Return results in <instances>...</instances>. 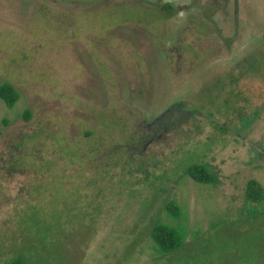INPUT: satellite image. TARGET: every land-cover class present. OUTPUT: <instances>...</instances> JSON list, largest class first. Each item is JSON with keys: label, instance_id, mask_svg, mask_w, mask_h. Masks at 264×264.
I'll use <instances>...</instances> for the list:
<instances>
[{"label": "rangeland", "instance_id": "1", "mask_svg": "<svg viewBox=\"0 0 264 264\" xmlns=\"http://www.w3.org/2000/svg\"><path fill=\"white\" fill-rule=\"evenodd\" d=\"M171 1L0 0V83L20 93L0 99V264L37 244L22 208L50 195L69 215L52 264H264V202L244 198L264 186V0ZM37 148L50 171L10 167ZM158 223L179 248H156Z\"/></svg>", "mask_w": 264, "mask_h": 264}, {"label": "trees", "instance_id": "2", "mask_svg": "<svg viewBox=\"0 0 264 264\" xmlns=\"http://www.w3.org/2000/svg\"><path fill=\"white\" fill-rule=\"evenodd\" d=\"M213 4L214 2L210 3L209 8H211ZM171 10L172 8H168L166 11L172 12ZM0 99L9 109H12L20 99V93L11 81L6 80L0 83ZM31 116V111L26 109L23 114L24 119L29 121ZM8 122V118H4V123L8 124ZM87 134H89V132H87ZM22 146V140L15 144V147L17 148H21ZM37 151H39L38 148L34 154H30L29 152H21L17 154L16 152L12 153L11 161H9L11 164L10 167L14 168L15 170H20L21 168L26 167V163L31 161L34 162V159L37 158L39 162H43L45 164H38L35 167L37 168L38 166L46 165L50 171V167L47 165V159H44L40 152ZM31 157L33 158L29 159ZM186 174L195 181L202 183H211L215 178L210 172L209 166L207 164L189 165L186 168ZM61 176L62 174L60 176L54 175L52 178H58L57 181L60 184H63L64 180L60 179ZM51 181L52 179L47 180L46 178L40 186H43V184ZM36 190H38V188ZM244 198L247 206L263 203V184L256 179L249 180L246 186ZM41 206L46 207L47 210L38 211L37 209H39V207L42 208ZM167 209L171 216H177L181 213L180 206L175 202H171ZM22 211L24 215L19 221L24 222L23 227H25L27 230L26 236H28V238L31 236L32 239L36 238L38 242L37 244L33 243V245L28 248L30 253L27 255L18 254L12 260L11 264H52V261L49 263V259L57 258V253H54V250L56 252L57 247L54 246L58 245V243L63 239V235L65 233L64 222H66V218L69 217V215H66L68 212V205H66L65 200H59L57 197H53L52 195L41 198L37 196L36 198L31 197L30 202L24 205ZM151 236L154 240L156 248L164 253H169L172 250L179 248L183 243L182 233L176 227L166 223H158L154 225L151 231ZM22 247L25 248V246ZM50 255L52 256L51 258L49 257ZM29 258L32 259L29 260Z\"/></svg>", "mask_w": 264, "mask_h": 264}, {"label": "flooded vegetation", "instance_id": "3", "mask_svg": "<svg viewBox=\"0 0 264 264\" xmlns=\"http://www.w3.org/2000/svg\"><path fill=\"white\" fill-rule=\"evenodd\" d=\"M217 1V0H216ZM180 3H183V4H180ZM185 2H182V1H177V0H172L170 3H163L162 4V11L163 12H165L166 10H168V8H172V12H167L166 11V13H168V14H174L176 11H179L180 9H181V11L183 10V9H191V8H198V9H201V10H203V9H205L204 8V5L203 4H201V2H200V0H187L186 1V3L187 4H184ZM215 3V2H214ZM170 7H169V6ZM176 5V6H175ZM213 6H214V4H213ZM203 18L205 19V18H207L206 16H203ZM198 19V18H197Z\"/></svg>", "mask_w": 264, "mask_h": 264}]
</instances>
